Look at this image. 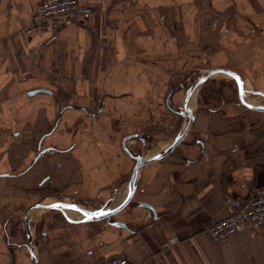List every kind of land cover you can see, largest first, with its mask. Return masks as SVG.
<instances>
[{
	"label": "crops",
	"instance_id": "obj_1",
	"mask_svg": "<svg viewBox=\"0 0 264 264\" xmlns=\"http://www.w3.org/2000/svg\"><path fill=\"white\" fill-rule=\"evenodd\" d=\"M48 1L0 0V264H32L24 215L39 201L118 207L132 156L151 158L180 132L201 74L230 70L244 101L264 105V0H77L88 21L27 34ZM188 108L182 143L138 170L114 217L29 213L37 264H264V226L219 243L207 231L264 187V112L241 105L223 74ZM171 236L180 243L166 247Z\"/></svg>",
	"mask_w": 264,
	"mask_h": 264
},
{
	"label": "built area",
	"instance_id": "obj_2",
	"mask_svg": "<svg viewBox=\"0 0 264 264\" xmlns=\"http://www.w3.org/2000/svg\"><path fill=\"white\" fill-rule=\"evenodd\" d=\"M93 10L81 6L77 0H49L31 16L30 26L25 31L30 34L35 31L55 30L59 25L71 20L88 21ZM264 226V187L259 188L254 196L244 202L240 210L228 218L217 222L208 228V234L215 243L223 242L235 233L247 228ZM180 243L176 236L169 237L166 247H174ZM96 264H134L124 257H114L101 260Z\"/></svg>",
	"mask_w": 264,
	"mask_h": 264
},
{
	"label": "water",
	"instance_id": "obj_3",
	"mask_svg": "<svg viewBox=\"0 0 264 264\" xmlns=\"http://www.w3.org/2000/svg\"><path fill=\"white\" fill-rule=\"evenodd\" d=\"M215 74H223V75L230 77L232 80H234L237 86L238 98H239V102L241 105H243L249 110H253L257 112H264V105L249 104L244 101L243 84L238 74L230 70H227V69H215V70H210L204 74H201L187 89L182 108L180 112L178 113V115L185 118L184 125L182 129L180 130V132L171 140V142L168 144L166 148H164L161 152H159L155 156L145 159V160H143L141 156H132L133 159L135 160V165L132 170L131 178L129 180L128 192H127V195L124 201L118 207L113 208V209H100V210L93 211V210L84 209L78 206L77 204H67L63 202H55L53 204H43L42 201H39L27 209L24 215V223H25V232L27 236V245H28L29 253L32 259V264H37V257L34 252V244H33L32 237H31V223L29 221V213L34 209H54L60 212H63L64 210H72V211L79 213L82 216V219L78 221L81 223L96 222V221H101V220L114 217L116 214L122 211L133 199V196L136 190V177H137L138 170L141 167L151 162H154L156 160L163 158L165 155L174 151L176 147L182 143V141L188 134L191 126L193 125V122L195 119V112H193L190 108H188L189 101L191 97L193 96V94L195 93V91H197L211 76ZM66 206H74V207H66ZM85 213H87L88 215H85ZM92 214H95V215H92ZM113 225L125 227L123 224H120V223H116V224L114 223Z\"/></svg>",
	"mask_w": 264,
	"mask_h": 264
},
{
	"label": "trees",
	"instance_id": "obj_4",
	"mask_svg": "<svg viewBox=\"0 0 264 264\" xmlns=\"http://www.w3.org/2000/svg\"><path fill=\"white\" fill-rule=\"evenodd\" d=\"M201 97H202V99H203V102H207V97L206 96H204L205 94H204V92H203V90L201 91Z\"/></svg>",
	"mask_w": 264,
	"mask_h": 264
},
{
	"label": "snow or ice",
	"instance_id": "obj_5",
	"mask_svg": "<svg viewBox=\"0 0 264 264\" xmlns=\"http://www.w3.org/2000/svg\"><path fill=\"white\" fill-rule=\"evenodd\" d=\"M55 207V206H54ZM66 207H74V206H66ZM78 210V209H77ZM102 214V213H101ZM85 215H88L87 213H85ZM92 215H95V214H92Z\"/></svg>",
	"mask_w": 264,
	"mask_h": 264
},
{
	"label": "rangeland",
	"instance_id": "obj_6",
	"mask_svg": "<svg viewBox=\"0 0 264 264\" xmlns=\"http://www.w3.org/2000/svg\"><path fill=\"white\" fill-rule=\"evenodd\" d=\"M66 211H67V210H66ZM71 212H74V211H71V210H70V213H71ZM79 219H81V218H78V220H79Z\"/></svg>",
	"mask_w": 264,
	"mask_h": 264
}]
</instances>
